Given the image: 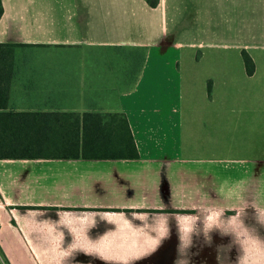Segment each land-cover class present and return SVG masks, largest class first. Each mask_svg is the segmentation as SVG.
Here are the masks:
<instances>
[{
    "label": "crops",
    "instance_id": "1",
    "mask_svg": "<svg viewBox=\"0 0 264 264\" xmlns=\"http://www.w3.org/2000/svg\"><path fill=\"white\" fill-rule=\"evenodd\" d=\"M2 3L0 106L122 112L139 150L0 159L10 264H264V0Z\"/></svg>",
    "mask_w": 264,
    "mask_h": 264
},
{
    "label": "trees",
    "instance_id": "2",
    "mask_svg": "<svg viewBox=\"0 0 264 264\" xmlns=\"http://www.w3.org/2000/svg\"><path fill=\"white\" fill-rule=\"evenodd\" d=\"M156 8L160 0H146ZM4 8L0 0V17ZM249 75L252 56L242 51ZM0 106V159H135L127 116L116 113L13 112Z\"/></svg>",
    "mask_w": 264,
    "mask_h": 264
},
{
    "label": "rangeland",
    "instance_id": "3",
    "mask_svg": "<svg viewBox=\"0 0 264 264\" xmlns=\"http://www.w3.org/2000/svg\"><path fill=\"white\" fill-rule=\"evenodd\" d=\"M29 54L33 55L34 57L36 56L35 59H46V58L49 59L48 57L50 55H53V56L61 55L60 51H46V50H36V49L29 50L28 55ZM143 56H144V52L135 51V50H124V49L122 50L121 56H118V54H114L115 61H119L120 60L119 57H120L125 62L131 61L132 64L135 61H137V63H140L143 59ZM0 264H10L9 261L6 259V256L4 254V251L1 245H0Z\"/></svg>",
    "mask_w": 264,
    "mask_h": 264
}]
</instances>
